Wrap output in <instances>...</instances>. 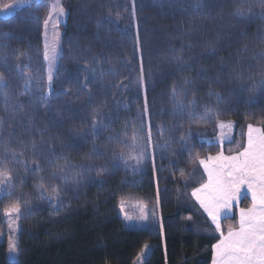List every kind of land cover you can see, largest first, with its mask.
<instances>
[{
    "label": "trees",
    "instance_id": "16d2710c",
    "mask_svg": "<svg viewBox=\"0 0 264 264\" xmlns=\"http://www.w3.org/2000/svg\"><path fill=\"white\" fill-rule=\"evenodd\" d=\"M61 5L66 17L50 93L42 60L44 8L0 19L6 82L0 89V169L10 173L11 186L21 178V192L43 193L47 201L23 219L19 260L5 259L4 244L0 264H135L146 246L143 264H211L220 237L184 227L191 218L213 231L201 213L164 204L161 229L131 230L118 208L129 198H155L199 160L218 154L208 143L217 119L233 127L222 147L226 156L243 150L249 125L264 132V0ZM133 135L145 155L152 154L137 168L128 150ZM44 183L56 190L41 188ZM248 205L244 199L240 208ZM221 227L224 235L236 229V209Z\"/></svg>",
    "mask_w": 264,
    "mask_h": 264
},
{
    "label": "snow or ice",
    "instance_id": "6c2138e0",
    "mask_svg": "<svg viewBox=\"0 0 264 264\" xmlns=\"http://www.w3.org/2000/svg\"><path fill=\"white\" fill-rule=\"evenodd\" d=\"M30 3H32V0H16L15 4L5 5L3 9H0V12H8L14 7H21ZM57 9V19H59L65 13V9L59 3V0L50 5L49 16L44 20L45 28L49 24L52 12H55ZM137 44H139V36H137ZM48 48L49 46L46 43L44 60L48 63L47 86L50 93L57 53L53 48L50 54ZM30 82L31 78L26 82V88ZM139 83L143 86V67H141ZM4 87H6V82L0 76V89ZM172 94L175 98L177 95L175 88L172 90ZM43 95L42 91V98ZM175 102L178 106L182 107L181 102ZM144 111L145 113L148 111L147 102H145ZM219 127L221 129L231 127V123L226 124L221 122ZM253 131L259 133V135L254 137ZM136 139V137H133V143L129 147L138 150L140 155L129 158L139 161L145 156L144 144H136ZM148 140L149 142L151 140L150 127ZM221 143H223V140H221ZM117 158L124 159V153H119ZM207 159L216 162L212 167H209V164L205 160H200V164L204 167L205 172L208 173L209 182L202 185L201 188L195 189L193 196L196 197L201 208L210 217L215 230L221 235L220 241L214 245L216 255L214 256L213 264H264V132H261L260 129L254 130L249 125L248 143L243 151L228 157L220 153L215 157L209 156ZM38 168L39 166L37 165V170ZM11 181L12 177L10 173L0 169V191H3L5 186L10 187ZM40 187L43 188L44 185L41 184ZM245 188L251 195L252 207L240 210L239 230L234 231L232 228H229L227 236H224L221 219L229 218L233 204H238ZM202 192L205 195L201 196L200 193ZM47 198L49 200L53 199L51 196ZM56 198H58V194ZM121 208L123 210V206ZM20 212L19 204H13L10 209L5 211V216L10 220V229L13 214H17L16 218L18 219ZM11 230L15 231V229ZM17 248L18 242L9 236V253L15 254Z\"/></svg>",
    "mask_w": 264,
    "mask_h": 264
},
{
    "label": "rangeland",
    "instance_id": "374dc122",
    "mask_svg": "<svg viewBox=\"0 0 264 264\" xmlns=\"http://www.w3.org/2000/svg\"><path fill=\"white\" fill-rule=\"evenodd\" d=\"M16 0H0V9H3L5 5H13L15 4ZM56 0H32V3L25 4L21 7H14L10 9L8 12H0V19H8L13 17L15 14H21L26 8L31 9L33 6H41V8H44V20L49 16L50 11V5L55 3ZM59 3L61 4V0H59ZM41 12L43 10L41 9ZM57 12L58 9L55 12H52V17L49 20V24L47 28H45L44 22H43V28H42V60L45 64V73H46V81H47V73H48V63L44 60V51H45V44L47 43L49 48V53L51 54L52 49L54 48L57 53V60L55 62V66L53 68V76L56 71L57 63L59 61V56L61 54V31L60 26L64 23L66 13L59 19H57ZM199 82V81H198ZM46 91L49 92L48 86L46 88ZM221 122L229 123L226 119H217L215 124L216 133L215 136L212 138V141L208 142L209 144H215L219 148V153L223 154V145L230 142L231 136H232V124L231 127H225L221 129L219 127V124ZM249 127V126H248ZM247 127V128H248ZM246 128V129H247ZM136 137V136H132ZM137 138V137H136ZM221 140H223V143H221ZM133 139L131 138V141L129 143V146L132 145ZM136 144L138 143V138L135 141ZM130 157L131 156H139L138 150H134L131 147H128ZM152 155V154H150ZM150 155H145V158L150 159ZM217 155V154H216ZM209 157V156H208ZM207 158V157H206ZM204 160V159H201ZM130 162L133 167H139V162L141 161L137 159H131ZM200 162V160L190 167L185 177H179L175 178L172 182V184H168L167 187H163L161 190L158 191L155 198L151 200H144L140 198H129L127 200H124L119 208H118V216L121 219L124 227L131 230H149V231H155L162 228V216L160 213V208L164 204L172 203L174 204L177 212H189L196 214V210L194 209V205L191 202V191L194 183H198L200 181V171L197 167V164ZM16 180V182L21 184L25 180H21V178H18V181L16 178H13ZM38 179V178H37ZM37 179L35 181H37ZM16 183V186H10L9 190H7V187H4L3 191H0V202L2 203L3 210L0 209V245L5 244V253L3 254L5 259L8 261H18L19 257L21 255V251L19 250V247L17 248V252L15 254H10L8 251V239L9 236H11L13 239H15L18 242L19 234L21 232V228L24 225L23 219L32 213H35L37 207L39 204L47 202L46 198L40 196V195H31L30 193L26 191H20L18 188V185ZM25 183V182H24ZM40 185V184H39ZM174 186L172 188L171 186ZM44 186H47V189L49 192H52L55 189L51 187L50 189L49 185L44 183ZM12 188V189H11ZM8 192H7V191ZM56 190V189H55ZM5 191V192H4ZM4 196L8 197L6 201L1 200ZM44 199V201H43ZM13 204H19L21 212L18 214L19 218L17 219V214H13V217L11 219V229H15V231H12L10 229V220L8 217L5 216V211L10 209ZM123 206V210L121 208ZM197 215V214H196ZM126 217H128L126 219ZM184 227L186 230L191 231L193 234L200 235V236H213V231L211 229L204 226L201 222L194 221L191 218H185L184 221ZM220 237L219 234H216ZM149 247L146 246L141 254L139 255L137 261L135 264H143L146 260L147 253H148Z\"/></svg>",
    "mask_w": 264,
    "mask_h": 264
},
{
    "label": "crops",
    "instance_id": "0c3cea01",
    "mask_svg": "<svg viewBox=\"0 0 264 264\" xmlns=\"http://www.w3.org/2000/svg\"><path fill=\"white\" fill-rule=\"evenodd\" d=\"M252 128H253L254 130H255V129H259V128H257V127H252ZM248 131H249V127L246 129V132H245L244 148L247 146V143H248ZM261 132H262V131H261ZM258 135H259V133L253 131V136H254V137H256V136H258ZM244 148H243V150H244ZM243 150H242V151H243ZM218 154H220V153H218ZM218 154H217V155H218ZM217 155H214V156H212V157H215V156H217ZM223 156L228 157V156H226V155H224V154H223ZM232 156H233V155H232ZM207 158H208V157H207ZM207 158H205L204 160L209 164V167H212L216 162H215V161H209ZM197 167H198V169H199V171H200V177H199L200 181H199L198 183H196V184L194 183V185H193V187H192V191H191V202L193 203V205H194V209L196 210V212L201 213V214L207 219L209 225L211 226V228H212V230H213V234H219V235H220V233L217 232V231L215 230V227H214V225L212 224L211 219H210V217L208 216V214L203 210V208H201V206H200L198 200L196 199V197L193 196V191H194L195 189H197V188H201L202 185H205V184H207V183L209 182L208 173L205 172L204 167L200 164V162L197 164ZM200 195L203 196V195H205V193L202 192V193H200ZM244 199L248 200L249 205H248V207H246V208H240V204H241V202H242ZM251 207H252V198H251V195L247 192V189L245 188V189L243 190V194L241 195V197H240V199H239L238 204H237V203H234V204H233L232 212H231V214H230V216H229V218H231L232 215H233V210L236 209V215H237V227H236V229H234V231L239 230L240 210H241V209H250ZM229 218H227V219H229ZM223 220H225V219L222 218V219H221V222H222ZM227 234H228V233H226L224 236H227ZM220 239H221V235H220ZM219 241H220V240H219ZM219 241H218V242H219ZM218 242H217V243H218ZM217 243H216V244H217ZM216 244H215V245H216ZM215 255H216V253H215V249H214V247H213L211 264H213V259H214V256H215Z\"/></svg>",
    "mask_w": 264,
    "mask_h": 264
}]
</instances>
